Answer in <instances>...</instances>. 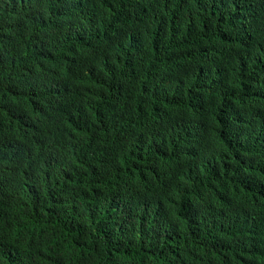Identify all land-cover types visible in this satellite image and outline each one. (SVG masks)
Here are the masks:
<instances>
[{
	"label": "trees",
	"instance_id": "16d2710c",
	"mask_svg": "<svg viewBox=\"0 0 264 264\" xmlns=\"http://www.w3.org/2000/svg\"><path fill=\"white\" fill-rule=\"evenodd\" d=\"M40 3L0 0V37L12 38L23 60L43 61L34 66L39 73L27 88L31 97L59 87L60 77L49 66L58 57L57 46L64 44L57 37L63 27L44 12V5L59 12V0ZM204 26L205 20H198L195 31ZM128 30L149 34L159 49L126 61L122 79L119 75L116 80L121 97L110 102L105 91L67 100L60 91L58 100L45 94L49 116L61 120L68 113L71 119L57 129L63 150L67 149L57 168L40 170L31 164V140L26 136L31 133L34 104L28 95L10 96L6 88L17 77L12 62L18 55L15 50H9L6 60L0 59V77L5 79L0 81V93L9 99L0 96V264H60L47 263L44 248L48 235L60 240L68 221L83 238L69 264H92L95 253L97 264H203L205 250L212 247L220 252L234 247L264 248L251 220L245 218L243 225L231 230L221 215L223 206L264 214V199L250 194L244 185L250 162L230 167L231 175L243 172L244 181L231 183L229 177L217 183L213 192L197 193L190 186L174 184L182 166L175 155L181 139L184 149L193 151L196 144L200 154L206 152L219 161L226 156L231 161V149L221 137L223 122L203 104L232 98L214 89L212 77L197 78L182 87L171 82L167 68L176 48L170 24L145 14ZM187 118L200 119L201 145L193 127L183 120ZM44 121L45 116L38 125ZM56 135L50 137L57 139ZM90 135L100 136L103 146L98 151L86 154L73 149ZM257 157L264 160L263 153ZM46 217H50L48 222ZM97 235L100 243L94 245Z\"/></svg>",
	"mask_w": 264,
	"mask_h": 264
},
{
	"label": "clouds",
	"instance_id": "9594fccd",
	"mask_svg": "<svg viewBox=\"0 0 264 264\" xmlns=\"http://www.w3.org/2000/svg\"><path fill=\"white\" fill-rule=\"evenodd\" d=\"M44 0H41V3ZM253 0H59L60 11L44 5V12L50 14L63 27L57 36L63 45L57 46L58 57L49 66L50 72L59 79L55 91L49 89L40 97H31L27 93L33 76L39 73L34 66L43 64L42 60H26L20 55L21 48L12 38L1 35L0 59L6 60L9 50H15L10 59L16 67L17 77L6 86L10 96L18 95L32 99L30 109V132L26 137L31 140L28 153L33 165L40 170L57 168L60 160H65L64 142L60 140L57 129L71 120L67 114L61 120L49 116V107L45 94H51L59 100L60 91L67 100L72 96L94 92H108L107 100L115 101L121 97V90L116 80L123 75L127 60L135 56H148L158 51L157 43L149 34L128 30L129 26L143 18L145 14H154L156 18L170 24L175 44L172 61L167 68L171 82L182 87L197 78L212 77L215 90L222 89L225 96L232 98L229 102L218 101L212 105L203 104L211 113L223 122L221 137L227 141L232 152V159L226 156L211 158L200 154L201 148L189 151L182 147L180 140L176 157L182 164L174 184L192 187L197 193L213 192L216 184L227 181L231 183L243 180L241 173L231 175L232 163L252 164L245 171L244 185L250 194L264 199V0H254L256 16L250 14ZM162 7V12L159 9ZM65 16V21L61 19ZM205 20V26L195 31L197 21ZM187 22V24H186ZM119 33L123 36L121 38ZM228 41V43H225ZM248 42L243 47L241 42ZM229 44L231 51H224ZM214 55H218L214 59ZM206 61V62H205ZM38 78V77H37ZM36 78V79H37ZM3 77H0L2 82ZM218 80V81H217ZM222 94V92H219ZM2 100L5 92H1ZM222 96H224L222 94ZM106 101V95H104ZM202 105V104H201ZM52 114L54 108L51 109ZM45 116L41 126L39 121ZM189 122L196 133L197 144L201 145L202 123L197 118L183 119ZM195 121V122H194ZM193 122V124H192ZM101 129H99L100 131ZM54 133L57 139L50 137ZM195 143V142H194ZM196 145V144H195ZM103 146L100 136L90 135L76 142L74 150L93 153ZM219 154V153H218ZM38 163L46 168H41ZM229 168L228 175L226 174ZM56 172V171H42ZM231 230L251 220V227L258 233L257 238L264 246V214L251 209H234L223 206L221 211ZM47 222L50 217H46ZM246 221V222H247ZM35 226H40L35 224ZM59 241L47 236L45 259L47 263L59 262L69 264L74 260L83 243L81 233L68 221L59 236ZM100 243V236H96ZM97 264L98 257L92 259ZM264 264V248L234 247L220 252L217 248L205 250L203 264Z\"/></svg>",
	"mask_w": 264,
	"mask_h": 264
},
{
	"label": "bare ground",
	"instance_id": "6f19581e",
	"mask_svg": "<svg viewBox=\"0 0 264 264\" xmlns=\"http://www.w3.org/2000/svg\"><path fill=\"white\" fill-rule=\"evenodd\" d=\"M43 2V1H42ZM39 3V2H38ZM41 4V3H40ZM48 4H49V1H48ZM51 4V3H50ZM49 7H50V5H49ZM256 3H255V1L253 0L252 1V3H251V6H250V14L254 17V16H256L257 15V13H256ZM225 43H228V41H226ZM248 45V42H241V46H243V47H245V46H247ZM225 48H224V51L221 53V55L223 54V53H229L230 51H231V47L229 46V44H225V46H224ZM218 57V55H214V59H216ZM206 62V61H205ZM218 81V80H217ZM144 86V85H143ZM58 87V86H57ZM52 88V87H51ZM59 114V113H58ZM116 120V119H115ZM114 120V121H115ZM121 121V120H120ZM115 123V122H114ZM169 123H171V122H169ZM173 123V122H172ZM118 124H120V122L118 123ZM123 124V123H122ZM121 124V125H122ZM165 124V123H164ZM174 124H175V122H174ZM93 127V126H92ZM171 127V126H170ZM91 128V127H90ZM94 129V128H93ZM160 132V131H159ZM168 134V133H167ZM147 138V137H146ZM143 140H145L144 138H143ZM154 140V139H153ZM142 141V140H141ZM146 141H148V140H146ZM152 141V140H151ZM140 142V141H139ZM156 142H158V140L157 141H155L154 143H156ZM143 143V142H142ZM165 143V142H164ZM149 144V143H148ZM16 145V144H15ZM157 145V144H156ZM163 145V144H162ZM158 146V145H157ZM160 146V145H159ZM197 147V145H195V148ZM143 148V147H142ZM260 148L262 149V150H264V147L261 145L260 146ZM7 149V148H6ZM7 151V150H6ZM110 154V153H109ZM108 154V155H109ZM9 159V158H8ZM103 159V158H102ZM26 162V161H25ZM11 163V162H10ZM28 163V162H27ZM4 164V163H3ZM6 164V163H5ZM9 164V163H8ZM97 164V163H96ZM76 165V164H75ZM1 166V165H0ZM22 167H24V166H22ZM31 172V171H30ZM37 179V178H36ZM26 180V179H25ZM35 187V186H34ZM136 189V188H135ZM139 192V191H138ZM105 195V194H104ZM113 195V194H112ZM112 197V196H111ZM252 198H254V196L252 197ZM115 204V203H114ZM122 204V203H121ZM145 205V204H144ZM97 206V205H96ZM50 207V206H49ZM102 207V206H101ZM126 207V206H125ZM126 209V208H125ZM99 211V210H98ZM118 211V210H117ZM133 212V211H132ZM95 215V214H94ZM134 217V216H133ZM131 218V217H130ZM137 220V219H136ZM124 224V223H123ZM95 225V224H94ZM104 226V225H103ZM106 226V225H105ZM132 226V225H131ZM103 228H105V227H103ZM111 234V233H110ZM113 236V235H112ZM127 236V235H126ZM225 264V263H224Z\"/></svg>",
	"mask_w": 264,
	"mask_h": 264
}]
</instances>
